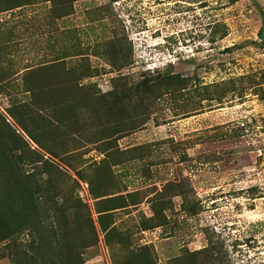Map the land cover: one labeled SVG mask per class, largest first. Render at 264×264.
Here are the masks:
<instances>
[{"label":"rangeland","instance_id":"374dc122","mask_svg":"<svg viewBox=\"0 0 264 264\" xmlns=\"http://www.w3.org/2000/svg\"><path fill=\"white\" fill-rule=\"evenodd\" d=\"M9 2L0 192L86 206L80 264H264V0Z\"/></svg>","mask_w":264,"mask_h":264},{"label":"trees","instance_id":"16d2710c","mask_svg":"<svg viewBox=\"0 0 264 264\" xmlns=\"http://www.w3.org/2000/svg\"><path fill=\"white\" fill-rule=\"evenodd\" d=\"M32 1L37 2L10 0L1 11ZM2 78L0 76V82H4ZM5 174L7 187L0 192V243H10L13 237L26 231L32 237L26 245L21 244L23 247H15L14 264H80L84 250L94 246V241L89 242L84 234L79 235L88 210L86 206L78 202L63 203V198L58 201L57 194L51 196L49 188L36 185L38 189L34 190L32 185L36 183H30V177ZM87 222V229L94 232L90 214Z\"/></svg>","mask_w":264,"mask_h":264}]
</instances>
